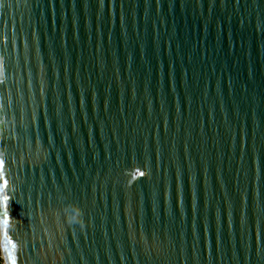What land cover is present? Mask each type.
<instances>
[{"label":"water","instance_id":"obj_1","mask_svg":"<svg viewBox=\"0 0 264 264\" xmlns=\"http://www.w3.org/2000/svg\"><path fill=\"white\" fill-rule=\"evenodd\" d=\"M0 60L17 264H264V0H0Z\"/></svg>","mask_w":264,"mask_h":264},{"label":"clouds","instance_id":"obj_2","mask_svg":"<svg viewBox=\"0 0 264 264\" xmlns=\"http://www.w3.org/2000/svg\"><path fill=\"white\" fill-rule=\"evenodd\" d=\"M4 77H5L4 63L2 60H0V83L4 82ZM0 111L4 112L2 100H0ZM0 123H4V120L0 119ZM7 127L8 126L5 123L3 131H5L7 129ZM2 132H0V133H2ZM3 159H4V153H0V161H3ZM145 167H147V163H146ZM142 172H143V177H145L147 175L146 171H142ZM131 182L132 181H129V184ZM8 199H9V197H8ZM63 213L66 217V222L69 226L79 225L81 231H83L85 229V227L87 226V224L84 220L85 214H84L83 210L79 206H77L76 204H69L66 207H64ZM8 215L10 217L9 212H8ZM55 216H56V220L59 221L60 213L59 212L55 213ZM10 220H11V218H10Z\"/></svg>","mask_w":264,"mask_h":264},{"label":"bare ground","instance_id":"obj_3","mask_svg":"<svg viewBox=\"0 0 264 264\" xmlns=\"http://www.w3.org/2000/svg\"><path fill=\"white\" fill-rule=\"evenodd\" d=\"M0 186L1 183V173H0ZM0 192H2V187H0ZM9 238L7 235V224L4 210L3 196L0 195V243L3 252V258L5 264H12V257L10 252Z\"/></svg>","mask_w":264,"mask_h":264},{"label":"snow or ice","instance_id":"obj_4","mask_svg":"<svg viewBox=\"0 0 264 264\" xmlns=\"http://www.w3.org/2000/svg\"><path fill=\"white\" fill-rule=\"evenodd\" d=\"M3 166H4L3 161H0V168H2ZM135 172H136V175L139 178L143 177V172L141 170L137 169ZM0 187L3 188V191L0 192V195H2L4 197L5 202H8V196L5 193V189L7 188V181L5 180L3 182V184H2V186H0ZM8 243L11 244V241H9ZM11 246H12L13 249L15 248V245L14 244H12ZM12 264H17V261L15 260V258L12 259Z\"/></svg>","mask_w":264,"mask_h":264},{"label":"rangeland","instance_id":"obj_5","mask_svg":"<svg viewBox=\"0 0 264 264\" xmlns=\"http://www.w3.org/2000/svg\"><path fill=\"white\" fill-rule=\"evenodd\" d=\"M0 255H1V258H2V260H3V264H5V263H4L5 260H4V258H3V252H2V248H1V243H0Z\"/></svg>","mask_w":264,"mask_h":264},{"label":"trees","instance_id":"obj_6","mask_svg":"<svg viewBox=\"0 0 264 264\" xmlns=\"http://www.w3.org/2000/svg\"><path fill=\"white\" fill-rule=\"evenodd\" d=\"M0 264H3V260H2V258H1V255H0Z\"/></svg>","mask_w":264,"mask_h":264}]
</instances>
